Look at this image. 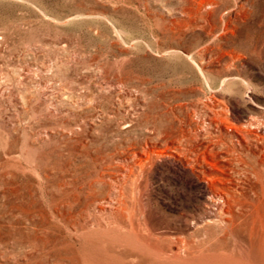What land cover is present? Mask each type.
Instances as JSON below:
<instances>
[{"label": "rangeland", "instance_id": "rangeland-1", "mask_svg": "<svg viewBox=\"0 0 264 264\" xmlns=\"http://www.w3.org/2000/svg\"><path fill=\"white\" fill-rule=\"evenodd\" d=\"M201 1L0 0V247L23 244L28 254L0 255V264H264V223L235 215L228 231L226 212L211 214L206 204L208 181L175 163L206 165L208 147L236 162L246 142L233 129L221 137L225 122L214 119L225 104L243 127L264 132V0L200 9ZM250 117L260 121L250 125ZM117 148L135 171V159L150 153L147 216L169 233H141L169 247L162 257L124 230H103L115 246L54 222L53 212L77 208L58 200L63 179L73 187L64 195L84 205L80 185ZM245 160L228 165L226 178L264 199V171L255 157ZM241 196L229 200L232 210Z\"/></svg>", "mask_w": 264, "mask_h": 264}, {"label": "bare ground", "instance_id": "bare-ground-1", "mask_svg": "<svg viewBox=\"0 0 264 264\" xmlns=\"http://www.w3.org/2000/svg\"><path fill=\"white\" fill-rule=\"evenodd\" d=\"M214 2L215 0H202L201 3L203 5L200 3V9H203L205 5L214 4ZM190 56L193 58L191 54ZM227 79L228 78H225V81H227ZM220 101V99H216L217 103ZM221 109L222 111H219L214 118L216 121L220 118L225 122V126L219 129V133L221 130V137L227 139L230 138L231 135L228 133V129H233L237 132V140L239 142H241V140L246 142V147H238L242 149V151L237 153V157H234L237 159L236 162H234V159H217V156L214 153H211L210 147H208L201 152V161L206 165L201 163L197 166L193 162V157L187 158L188 161L186 162L178 160L180 163H175L176 166L181 169L195 173H197V170L208 181L206 182L209 187L207 189L209 201L206 204L209 207L211 214H223L226 212L225 215L220 216L222 217L221 221H225V226L228 227V231L232 227L229 220L231 221L235 215L237 217H245L243 221L248 223L249 226L254 227L256 220L264 223V199L263 197L258 196L256 190H252L250 193L248 191H240V189L243 188L240 186L239 180L235 178H226V175L228 174L226 173V170L228 165L242 164L243 162V164H245V156H247L255 157L256 160H258V164H256L255 168L256 172L264 171V159L261 157L264 152V145H259L261 139H259L254 146H251L249 141L250 138L254 137L264 138V132L261 133L258 129L252 127H243L239 117L229 114L228 106L226 104L225 107L221 106ZM258 121H260L258 120V117H250L248 120L250 125L257 123ZM217 142H220V140H217ZM174 146L178 149L182 147L180 141L174 144ZM160 150H172V145L168 146V149ZM143 152L144 153H141L138 159H135V163L139 166L137 171L132 170V165L127 156L123 154L121 150L119 151L118 148L117 151L108 153V156L102 161L99 160L95 174L80 185V188L85 191L84 197L86 201L84 205H80L79 202L75 200L74 192L72 193L73 201H71L72 194L70 195V193H68L67 195H64V191L72 192L73 187L67 182L66 178L63 179L59 187L60 191L58 194H60V196L58 200L63 204L69 203L73 208L77 206V208L75 207V211L70 212L68 216L60 214L57 216V213L53 212L56 225L64 227L68 232L71 231L73 237L81 238L84 236L85 239L91 242H111L114 243L115 246L118 245V240L112 236L107 237L106 234H103V230H105L106 227H109L114 234L115 232L124 230L128 232L130 237L127 241L134 243L138 248L157 258L166 255L169 251L168 246H164L163 243L154 241L150 237H146L141 233V229L144 227L150 231L152 236L163 240L169 233L168 231H159L158 227H156L152 220L147 216V202L145 201V196L148 194L150 197V170L147 162L151 156L148 151ZM234 152L235 150L232 149L225 151V154L233 155L232 153ZM160 153L168 154V151H162ZM71 160H73V157ZM71 162L75 164L74 161ZM77 166L79 165L77 164ZM229 168L230 171L231 169L238 172L240 171L235 167L229 166ZM198 175L201 178L200 174ZM96 184L105 187L103 193L96 192ZM261 188L263 189L262 193L264 194V183H261ZM237 192H240L242 196L236 198L235 206L238 207V209L232 210V202L229 204V200L232 201V197ZM252 196L256 198L254 199ZM79 228H81V232H79ZM223 234H227V232L223 230ZM175 239L180 240L181 238L175 237ZM115 246L113 247L115 248ZM3 254H7L8 259L16 256L21 257V254L28 256L24 251L23 244H4L0 247V255ZM18 264H22V262L19 261Z\"/></svg>", "mask_w": 264, "mask_h": 264}]
</instances>
